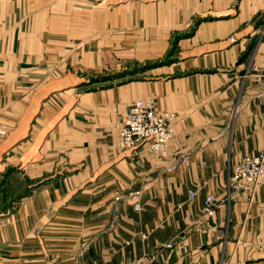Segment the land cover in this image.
Masks as SVG:
<instances>
[{
    "label": "crops",
    "instance_id": "obj_1",
    "mask_svg": "<svg viewBox=\"0 0 264 264\" xmlns=\"http://www.w3.org/2000/svg\"><path fill=\"white\" fill-rule=\"evenodd\" d=\"M263 68L264 0H0V264H264V181L228 194ZM136 100L175 115L166 157L117 148Z\"/></svg>",
    "mask_w": 264,
    "mask_h": 264
},
{
    "label": "built area",
    "instance_id": "obj_2",
    "mask_svg": "<svg viewBox=\"0 0 264 264\" xmlns=\"http://www.w3.org/2000/svg\"><path fill=\"white\" fill-rule=\"evenodd\" d=\"M110 0H100L105 3ZM258 77L264 81V68L256 70ZM176 117L165 111H158L149 100H136L128 108L125 116L116 124L117 148L121 151H136L144 149L157 158L167 155L169 142L173 138V124ZM264 181V146L256 155L246 156L233 166L228 184V194L242 191L252 193L256 186ZM138 193L131 197H138ZM193 193H189L192 198ZM216 203L213 196L204 199L202 214L211 217ZM139 211L138 202L133 206ZM115 214L113 219L116 220ZM126 264H139L129 261Z\"/></svg>",
    "mask_w": 264,
    "mask_h": 264
},
{
    "label": "rangeland",
    "instance_id": "obj_3",
    "mask_svg": "<svg viewBox=\"0 0 264 264\" xmlns=\"http://www.w3.org/2000/svg\"><path fill=\"white\" fill-rule=\"evenodd\" d=\"M172 54V53H171ZM171 56V55H170ZM170 56H168L167 58V62L171 61L170 60ZM157 64H153L151 66H146V67H154ZM134 70H138L137 68ZM124 75H128V74H124ZM136 79H140L143 77V75H137L134 76ZM129 78H121V80H116L117 82H123L125 80H128ZM14 168H9L6 170L5 174L3 175L2 179L0 180V207L5 208V203L6 202H10L13 201L14 199H16V197H18V194L16 192V188L15 187H11L9 185V176L11 174V172H13ZM6 201V202H5ZM8 202V203H9ZM8 203H6V205H8Z\"/></svg>",
    "mask_w": 264,
    "mask_h": 264
},
{
    "label": "trees",
    "instance_id": "obj_4",
    "mask_svg": "<svg viewBox=\"0 0 264 264\" xmlns=\"http://www.w3.org/2000/svg\"><path fill=\"white\" fill-rule=\"evenodd\" d=\"M155 67V66H154ZM125 75L124 73H119V74H116V75H113V76H110V77H104V78H101L99 80H95L94 82H106V81H111V80H115V79H121V78H124Z\"/></svg>",
    "mask_w": 264,
    "mask_h": 264
},
{
    "label": "bare ground",
    "instance_id": "obj_5",
    "mask_svg": "<svg viewBox=\"0 0 264 264\" xmlns=\"http://www.w3.org/2000/svg\"><path fill=\"white\" fill-rule=\"evenodd\" d=\"M174 127V126H173Z\"/></svg>",
    "mask_w": 264,
    "mask_h": 264
}]
</instances>
